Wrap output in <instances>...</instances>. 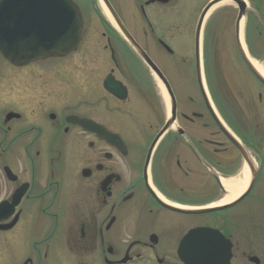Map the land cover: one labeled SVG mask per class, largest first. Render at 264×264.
Here are the masks:
<instances>
[{
	"label": "flooded vegetation",
	"instance_id": "af4514ba",
	"mask_svg": "<svg viewBox=\"0 0 264 264\" xmlns=\"http://www.w3.org/2000/svg\"><path fill=\"white\" fill-rule=\"evenodd\" d=\"M73 1L74 51H0V264H264V0L240 29L259 76L236 24L199 69L157 31L199 0Z\"/></svg>",
	"mask_w": 264,
	"mask_h": 264
},
{
	"label": "water",
	"instance_id": "95a60500",
	"mask_svg": "<svg viewBox=\"0 0 264 264\" xmlns=\"http://www.w3.org/2000/svg\"><path fill=\"white\" fill-rule=\"evenodd\" d=\"M22 1L24 2H21V0H0V50L3 55L12 63L18 65L21 62L44 58L52 52H70L74 48L79 40L81 14L73 1L46 0L41 4H28L26 0ZM152 1L168 3L170 0ZM229 1L235 3L239 9L236 23L237 43L242 57L248 61L245 49L241 43L240 27L246 12L250 9L247 8L243 0H212L203 9L195 30V54L198 69L200 68L201 38L205 20L215 8ZM23 3H25L24 6L29 5V9L27 10V14L30 15L29 17L21 16L25 13L21 10ZM118 23L128 43L139 53L145 62L151 65L150 67L153 68L154 72H156V68L151 60L131 38L123 24L121 22ZM9 39L10 43L7 42ZM10 46L14 48L10 49ZM248 63L250 68L254 70L249 61ZM254 71L259 76L256 70ZM200 83L203 86L201 79ZM217 122L222 128L218 118ZM222 129L229 135L226 129ZM174 210L202 214L215 211L216 209Z\"/></svg>",
	"mask_w": 264,
	"mask_h": 264
},
{
	"label": "rangeland",
	"instance_id": "374dc122",
	"mask_svg": "<svg viewBox=\"0 0 264 264\" xmlns=\"http://www.w3.org/2000/svg\"><path fill=\"white\" fill-rule=\"evenodd\" d=\"M136 1L138 3L139 0ZM141 1L143 2L144 0ZM206 2L207 0H199L200 6L194 7L193 9V12H195V10L198 8L197 14L195 12L193 19L186 22L179 19L178 16L176 17L153 16V18L155 19L154 25L156 26L157 31H165L167 33L168 39L170 38L169 40L171 41L172 46L178 53L182 52L185 54L187 52L193 51L194 32H195L196 23L202 9L207 4ZM204 3L205 5L203 6ZM87 4L88 2L86 1V5ZM175 5L176 4L172 5V7H169L168 12H172V13L175 12L174 11L176 8ZM172 8H174L173 11H171ZM151 13H153V11H151ZM223 15H227V16L230 15L231 17L230 22L224 23L222 18ZM236 17H237L236 9L234 8L233 5L230 4H222L209 14V16L207 17L204 23V28H203V41L205 42L204 44L205 52H207V46H208L207 42L209 40L210 32H211V36L212 34L215 33V46L222 47L224 45L227 46L233 45L234 26L236 24ZM136 21L138 20L136 19ZM147 29L150 30L149 28ZM222 33L224 34V36L222 35ZM223 55L226 56L225 54ZM229 55L234 56L233 53ZM224 56H221V61H222V57ZM177 57L179 58V55Z\"/></svg>",
	"mask_w": 264,
	"mask_h": 264
},
{
	"label": "bare ground",
	"instance_id": "6f19581e",
	"mask_svg": "<svg viewBox=\"0 0 264 264\" xmlns=\"http://www.w3.org/2000/svg\"><path fill=\"white\" fill-rule=\"evenodd\" d=\"M74 51V50H73ZM224 186L227 187L228 189L230 188V183L229 182H223Z\"/></svg>",
	"mask_w": 264,
	"mask_h": 264
}]
</instances>
